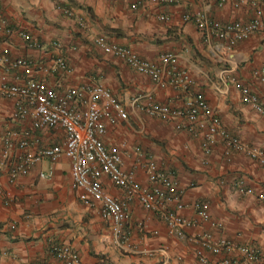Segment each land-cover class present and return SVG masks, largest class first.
<instances>
[{
    "label": "crops",
    "instance_id": "crops-1",
    "mask_svg": "<svg viewBox=\"0 0 264 264\" xmlns=\"http://www.w3.org/2000/svg\"><path fill=\"white\" fill-rule=\"evenodd\" d=\"M134 1L0 0V10L14 29L10 37L0 31V55L8 45L12 57H30L43 68L36 74L58 90L91 84L112 90L128 119L108 124L103 140L121 150L123 169H134L136 181L147 187L145 165L154 159L182 191L179 198L187 205L182 211L186 218L197 220L191 205L206 200L212 221L222 226L209 222L188 226L185 237L178 238L168 233L158 212L132 199L125 224L129 234L119 241L102 216L100 203L84 202L72 189L70 160L62 156L52 163L43 158L15 182H10L7 172L0 179V264H63L47 253L52 240L73 245L81 264H202L195 250L205 232L237 246H256L263 253L261 260L249 261L237 250L218 254L206 250L213 263L228 259L232 264H264V200L260 198L264 168L245 150L225 141L207 155L200 137L145 110L152 99L183 108L195 94L203 93L231 136L240 139L245 149L264 150V113L244 103L237 86L248 85L264 104V81L254 74L264 69V15L261 29L230 47L217 38L206 40L194 20H185L184 15L205 12L222 22L249 21L254 16L250 0H242L238 8L231 3L220 6L217 0H174L164 5L146 1L136 9L131 6ZM24 33L31 36L34 47ZM98 36L159 66L160 55L173 53L177 66L191 79L188 89L171 84L164 66V84L134 70L96 45ZM60 56L66 58L70 71H45ZM14 111V100L0 97V160L4 135L32 128L30 117L18 119ZM64 142L62 128L40 130L28 151L36 153ZM49 169L52 175L41 177ZM102 180L111 194L125 199L124 191L109 177ZM6 195L9 204L4 202Z\"/></svg>",
    "mask_w": 264,
    "mask_h": 264
},
{
    "label": "built area",
    "instance_id": "built-area-1",
    "mask_svg": "<svg viewBox=\"0 0 264 264\" xmlns=\"http://www.w3.org/2000/svg\"><path fill=\"white\" fill-rule=\"evenodd\" d=\"M149 1L154 4H170L174 0H135L132 8H139ZM220 6L231 3L238 8L242 0H217ZM254 16L249 21L233 20L222 22L211 18L205 12L184 15L185 20H194L206 40L217 38L234 47L239 42L250 38L261 29L264 15V1L250 0ZM164 20L166 17H160ZM0 31L7 37L14 29L4 18L0 10ZM30 47L35 43L31 36L22 34ZM96 45L106 53L124 60L134 70L149 75L154 81L164 84L162 66L167 69L170 82L175 87L187 90L191 79L186 70L177 66V58L173 53L160 55L161 66L143 59L134 50L121 45L108 43L104 36H98ZM40 67V68H39ZM30 57H12L10 46L6 45L0 55V97L14 100V116L18 119L30 117L32 128L20 133L8 132L3 137L2 156L0 160V179L7 172L10 182L27 175L33 166L41 159H49L52 163L62 156L71 163V187L77 197L84 202H98L101 205L102 216L111 224L113 233L119 241L127 240L128 232L125 224L130 216L129 201L138 199L142 206L150 211L158 212L167 226L168 233L178 238L185 237V229L200 223L209 222L214 227H221L220 221H212L210 203L206 200L195 201L191 206L197 214V220L188 219L182 211L187 205L179 198L182 191L177 187L174 177L158 166L154 159L146 162L145 169L149 185L143 186L135 179V171L123 169L121 150L116 146H108L103 140L108 124L128 119V113L123 103L109 88L102 84L67 87L62 90L48 85L47 81L36 73L41 70ZM43 69V68H42ZM47 72H69L70 67L64 56L54 60L45 69ZM264 81V69L254 73ZM244 103L254 110L264 113V104L259 95L248 85L237 84ZM146 112L166 121H172L180 130L190 131L203 141L207 155L212 148L225 141L229 147L245 150L264 168V150L257 148L245 149L240 139L231 136L217 111L210 105L203 93H197L189 99L183 108H173L169 104L150 100ZM62 128L65 132V142L41 148L38 152L28 151L35 139V133L40 130ZM19 136L18 141L14 137ZM52 169L42 172L41 177H50ZM103 176L109 177L113 185L124 191L125 199L111 194L103 183ZM241 186L242 182L239 183ZM241 191L251 193V189L241 187ZM264 200V193L260 195ZM4 202L11 199L5 196ZM199 247L195 254L202 264H215L208 259L205 251L218 254L221 251L237 250L249 261H259L263 258L262 251L254 246H237L228 240L215 239L212 234L204 233L198 240ZM47 253L63 264H81L79 251L71 244L50 241ZM33 264V263H26ZM48 264V263H39ZM220 264H232L224 260Z\"/></svg>",
    "mask_w": 264,
    "mask_h": 264
},
{
    "label": "trees",
    "instance_id": "trees-1",
    "mask_svg": "<svg viewBox=\"0 0 264 264\" xmlns=\"http://www.w3.org/2000/svg\"><path fill=\"white\" fill-rule=\"evenodd\" d=\"M0 228H1V224H0Z\"/></svg>",
    "mask_w": 264,
    "mask_h": 264
}]
</instances>
